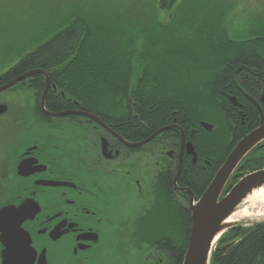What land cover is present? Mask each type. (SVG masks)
Listing matches in <instances>:
<instances>
[{
  "label": "flooded vegetation",
  "instance_id": "af4514ba",
  "mask_svg": "<svg viewBox=\"0 0 264 264\" xmlns=\"http://www.w3.org/2000/svg\"><path fill=\"white\" fill-rule=\"evenodd\" d=\"M25 72L3 73L0 87ZM53 75L46 93L43 74L0 90L6 106L0 112V264H176L160 232L147 224L153 216L141 212L146 204L153 211L160 197L189 206L192 187L214 162L197 150L199 133H187L175 110L163 131L134 104L131 114L98 123ZM226 78L217 100L240 141L261 125L259 108L264 117V59L245 60ZM19 93L27 98L19 101ZM200 125L215 128L205 120ZM259 160L264 141L244 157L228 186L250 173L248 162Z\"/></svg>",
  "mask_w": 264,
  "mask_h": 264
},
{
  "label": "trees",
  "instance_id": "16d2710c",
  "mask_svg": "<svg viewBox=\"0 0 264 264\" xmlns=\"http://www.w3.org/2000/svg\"><path fill=\"white\" fill-rule=\"evenodd\" d=\"M110 4L108 14L99 13L97 20L96 16L87 20L79 12L68 21L45 24V31L39 26L38 30L51 37L36 41L37 46L9 71L15 74L64 65L52 79L101 118L131 114L134 104L150 125L165 127L171 111H177L175 116L186 132L196 129L193 134L199 133L195 140L199 153L214 159L213 167L192 187L199 197L242 137L236 134L230 115L221 110L217 96L231 70L245 60L258 64L264 59V22L252 24L254 38L233 40L224 9L212 11L193 4L188 8L176 0ZM169 10L167 22L163 16ZM6 77L2 75L0 81ZM203 120L214 123V130L203 128ZM254 163L248 162L249 172L257 169L253 166L264 167V160ZM163 201L154 222L147 224L158 226L161 245L174 253L176 264H182L191 213L172 200ZM174 219L179 231L176 239L167 231ZM212 264H264V220L230 228L218 242Z\"/></svg>",
  "mask_w": 264,
  "mask_h": 264
},
{
  "label": "rangeland",
  "instance_id": "374dc122",
  "mask_svg": "<svg viewBox=\"0 0 264 264\" xmlns=\"http://www.w3.org/2000/svg\"><path fill=\"white\" fill-rule=\"evenodd\" d=\"M120 1L127 0H0V75L9 71L15 62L34 49V46H37L36 41L44 42L51 37L44 32L47 27L45 24H54L62 19L68 21L79 12L84 14L87 20H92L95 16V20H97L99 13L108 14V6H111V2L118 3ZM176 2L184 4L183 6L188 8L193 4L204 5L211 8L212 11L227 10L228 31L233 40L254 38L255 36H252L251 32L252 24L259 20L264 22V0H176ZM171 11H166L163 16L167 22L170 19ZM39 26H43L44 31L38 30ZM67 94L72 96L68 92ZM16 96L19 101H24L23 98H27L26 94L22 93ZM160 202L164 203L161 197L154 204L153 211L146 210L145 207H149L148 204L143 206L141 215L153 216L149 218V221L154 222ZM179 205H181H177L179 208L188 207V203ZM167 208L169 209L170 206ZM251 214L252 212L243 218L238 216L237 219L244 221L246 226L262 219V217ZM176 225L177 220L172 224V229L167 230L175 239L179 235ZM141 229H147L143 223ZM152 229L159 230L158 226H153Z\"/></svg>",
  "mask_w": 264,
  "mask_h": 264
},
{
  "label": "water",
  "instance_id": "95a60500",
  "mask_svg": "<svg viewBox=\"0 0 264 264\" xmlns=\"http://www.w3.org/2000/svg\"><path fill=\"white\" fill-rule=\"evenodd\" d=\"M63 66H57L48 71L40 69L30 70L1 86L0 90L7 89L31 75L43 74L47 78L45 88L46 93L50 86L48 72L51 73L57 71ZM44 98L43 102L45 101ZM5 108V105H0V112H4ZM259 110L262 117L261 125L239 141L198 200H195L194 195L191 192V200L189 204V210L191 213V231L182 264H212L215 248L223 234L234 226L245 224L241 219H236L234 222H228L229 217L245 203L248 196H250L255 190L264 187V169H261L241 178L229 191L226 188L228 182L230 180L232 181L236 175L237 172L235 171L243 158L258 144L264 141V117L261 108H259ZM60 114L64 115L67 114V112ZM84 115L103 124L101 119L95 114L85 113ZM203 126L208 130L212 129V125L208 123H203ZM187 145L190 153H193L192 143L189 142ZM175 181L177 182V179ZM262 220H264V218L259 221Z\"/></svg>",
  "mask_w": 264,
  "mask_h": 264
},
{
  "label": "bare ground",
  "instance_id": "6f19581e",
  "mask_svg": "<svg viewBox=\"0 0 264 264\" xmlns=\"http://www.w3.org/2000/svg\"><path fill=\"white\" fill-rule=\"evenodd\" d=\"M170 127L171 126H166L161 130L166 131L169 130ZM251 212L254 214L253 216L264 218V187L255 190L250 196H248L245 203L229 217L228 222H234L238 216L243 218L246 214H250Z\"/></svg>",
  "mask_w": 264,
  "mask_h": 264
}]
</instances>
